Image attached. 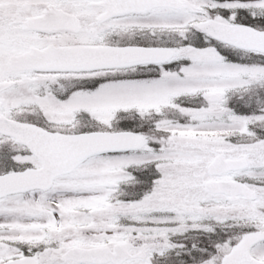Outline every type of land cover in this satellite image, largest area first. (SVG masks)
Here are the masks:
<instances>
[{"label":"snow or ice","instance_id":"6c2138e0","mask_svg":"<svg viewBox=\"0 0 264 264\" xmlns=\"http://www.w3.org/2000/svg\"><path fill=\"white\" fill-rule=\"evenodd\" d=\"M0 264H264V0H0Z\"/></svg>","mask_w":264,"mask_h":264}]
</instances>
